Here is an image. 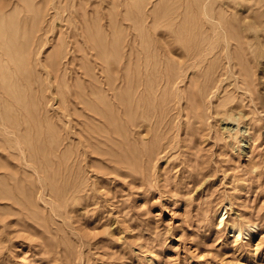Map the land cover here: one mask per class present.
I'll return each mask as SVG.
<instances>
[{"label":"rangeland","instance_id":"obj_1","mask_svg":"<svg viewBox=\"0 0 264 264\" xmlns=\"http://www.w3.org/2000/svg\"><path fill=\"white\" fill-rule=\"evenodd\" d=\"M3 1L0 264H264V0ZM215 21L243 39L234 73Z\"/></svg>","mask_w":264,"mask_h":264},{"label":"bare ground","instance_id":"obj_2","mask_svg":"<svg viewBox=\"0 0 264 264\" xmlns=\"http://www.w3.org/2000/svg\"><path fill=\"white\" fill-rule=\"evenodd\" d=\"M9 1H11V0H9ZM19 0H16V2H18ZM12 2L13 3H16V2H14V0H12ZM12 2H11V4H12ZM214 2V1H213ZM20 3V2H19ZM198 3V2H197ZM201 3V2H200ZM8 3H6V2H0V18H2L5 14H6V12H7V9L8 8H6V6H8L7 5ZM10 4V3H9ZM17 4V3H16ZM195 4H196V2H195ZM19 5V4H18ZM164 5V4H163ZM162 5V6H163ZM13 6V5H12ZM29 6V5H28ZM168 5H166V7H167ZM171 6V5H170ZM200 6V5H199ZM11 7V6H10ZM9 7V8H10ZM14 7V6H13ZM201 7H202V5H201ZM22 8V7H21ZM162 8V7H161ZM37 9V8H36ZM35 9V10H36ZM163 9V8H162ZM168 9V8H167ZM169 9H170V7H169ZM168 9V10H169ZM31 10V9H30ZM165 10V9H164ZM167 10V11H168ZM202 10V9H201ZM220 10V9H219ZM19 11V10H18ZM25 11V10H24ZM26 11H28L27 9H26ZM171 11V10H170ZM22 12V11H21ZM30 12V11H29ZM38 12H39V10H38ZM139 12V11H138ZM137 12V13H138ZM157 12V11H156ZM198 12V11H197ZM220 12V11H219ZM219 12H218V14H219ZM15 13H16V11H15ZM20 13V12H19ZM24 13V12H23ZM27 13V15H28V12H26ZM33 13V12H32ZM158 14H159V11L157 12ZM157 13L156 14H154L155 16L157 15ZM167 13V12H166ZM170 13V12H169ZM204 13L205 14H208V10H206V7H205V10H204ZM221 13V12H220ZM138 14H140V13H138ZM214 14V13H213ZM212 14V15H213ZM218 14H217V16H218ZM230 14V13H229ZM30 15H31V12H30ZM127 15V14H126ZM211 15V16H212ZM221 15V14H220ZM258 15H259V13H258ZM257 15V16H258ZM138 16V15H137ZM155 16H152V17H155ZM166 17L168 16L167 14L165 15ZM209 16V15H208ZM227 17H228V15H226ZM24 17V16H23ZM38 17H39V15H38ZM230 17H232V15H230ZM25 18V17H24ZM24 18H22L21 20H22V22L24 21ZM30 18H31V16H30ZM132 18V17H131ZM156 18V17H155ZM170 18V17H169ZM169 18H168V20H169ZM172 18V17H171ZM210 18V17H209ZM232 18H234V17H232ZM37 19H39V18H37ZM36 19V20H37ZM140 19V18H139ZM157 19V18H156ZM173 19V18H172ZM217 19V18H216ZM10 20V19H9ZM35 20V21H36ZM142 20V19H141ZM153 20H154V18H153ZM168 20H167V22H168ZM228 20V19H227ZM236 20V19H235ZM234 20V21H235ZM30 21V20H29ZM156 21H158V19L156 20ZM171 21V20H170ZM223 21V20H222ZM232 21V20H231ZM9 22V21H8ZM20 20H18V22H16L17 23V25L14 27V29L13 28H11L12 29V37H10V41H9V44H10V48H9V50H11L12 48H18V50H20L19 51V53H16L17 55H22V53L21 52H25L26 50H24L23 48L24 47H26L27 45H28V41L29 40H31V38H30V36H29V34L28 35H26V36H20L19 37V41H18V45H17V37H18V34H19V28H20V23H22ZM138 22V21H137ZM142 22V24H143V21H141ZM227 22H229V21H227ZM6 23V22H5ZM27 23V22H26ZM25 23V24H26ZM29 23H31V22H29ZM28 23V24H29ZM139 23V22H138ZM156 23V22H155ZM233 23V22H232ZM237 22H235V24H236ZM23 24V23H22ZM141 24V23H140ZM168 24V23H167ZM231 24V23H230ZM1 25V24H0ZM31 25V24H30ZM37 25V24H36ZM91 25V24H90ZM181 25H182V23H181ZM228 24H226V25H224L223 23H221V21L220 22H218V21H215V22H213V23H211V28H209V30H210V32L212 33V30L216 33V34H222V37L224 38V39H226V43L224 44V46H222L221 47V49H227L226 50V53L224 54L225 55V60H226V62L228 63V67H229V69L231 70V72H233L234 73V71L235 70H233L234 69V66L236 65V63L237 64H240V66H241V68H243V50H245V49H243V45H242V43H243V39H241V37L240 38H235L234 36L235 35H231V37H234V40H236V47L234 46V48H236V50L234 51V52H231L230 51V49H229V40H228V35H230V33H232L231 31H233V29H231L229 26H227ZM25 26H27V25H25ZM29 26V25H28ZM142 26V25H141ZM5 27H6V25H5ZM22 27V26H21ZM35 27V26H34ZM97 27H99V25H97ZM146 27V26H145ZM144 27V29H146ZM170 27V26H169ZM178 27H179V25H178ZM185 27H186V25H185ZM189 27V26H188ZM199 27V26H198ZM231 27H232V25H231ZM30 28V27H29ZM28 28V29H29ZM86 28V27H85ZM90 28V27H89ZM183 28H184V26H183ZM187 28V27H186ZM238 28V27H237ZM244 28V27H243ZM243 28H241V29H238V31L236 30V32H238L239 34L237 35V36H239L240 35V33L241 32H243ZM21 29H23V28H21ZM25 29H26V27H25ZM32 29V28H31ZM35 29V28H34ZM88 29V28H87ZM91 29V28H90ZM177 29V28H176ZM194 29V28H193ZM218 29V30H217ZM245 29V28H244ZM6 30H7V28H6ZM84 30H86V29H84ZM179 30V29H178ZM191 30V29H190ZM194 30H196V27H195V29ZM9 31V30H8ZM145 31V30H144ZM182 31V30H181ZM186 31H188V30H186ZM11 32V31H10ZM25 32V31H24ZM31 32H33V31H31ZM87 32V31H86ZM184 32V31H183ZM235 32V31H234ZM6 33H8V32H6L5 31V28L2 26V28L0 29V36L4 39V44H5V39L8 37V35L6 34ZM21 33V32H20ZM27 33V32H26ZM91 33V32H90ZM94 33V32H93ZM148 33V32H147ZM146 33V34H147ZM181 33V32H180ZM185 33V32H184ZM184 33H182V38H180V40L181 41H183V47H184V50L183 49H181L183 52L184 51H188V48L189 49H192V52H196V50H194L195 49V47H192V46H194L198 41H197V38H196V33H186V34H188V37L187 36H185V35H183ZM31 34V33H30ZM34 34H35V31H34ZM87 34V37L89 36L88 35V33H86ZM86 34H85V37H86ZM98 34V33H97ZM199 34V33H198ZM21 35V34H20ZM145 35V34H144ZM148 35V34H147ZM179 35H181V34H179ZM146 36V35H145ZM144 36V38H146ZM243 36V35H242ZM34 37V36H33ZM94 37H96V36H93V38ZM100 37V36H99ZM107 37V36H106ZM89 38V37H88ZM97 38V37H96ZM95 38V39H96ZM143 38V39H144ZM243 38V37H242ZM8 39L9 38H7L6 40H7V42H8ZM90 39V38H89ZM88 39V40H89ZM93 40V41H96V40ZM150 39V38H149ZM148 39V40H149ZM102 40V39H101ZM179 40V41H180ZM200 40V39H199ZM241 40V41H240ZM32 41V40H31ZM91 41V40H90ZM151 41V40H150ZM98 42H99V40H98ZM98 42L96 41V44L98 45ZM102 42V41H101ZM215 42V41H214ZM91 43H92V41H91ZM107 43V42H106ZM231 43H232V41H231ZM3 44V45H4ZM181 44V43H180ZM212 44H214V43H212ZM233 44H234V42H233ZM1 45V44H0ZM85 45V44H84ZM84 45L82 44V46H83V49H84ZM94 45H95V43H94ZM114 45V44H113ZM5 46L6 45H4V46H2V48H3V50H5L6 52H8V54L9 55H12L11 54V52H9L6 48H5ZM31 46V45H30ZM29 46V47H30ZM105 46V45H104ZM108 46V45H107ZM154 46V45H153ZM190 46V47H189ZM7 47V46H6ZM9 47V46H8ZM101 47V46H100ZM115 49L117 48L115 45L113 46ZM211 47V46H210ZM216 46L214 45L212 48H215ZM5 48V49H4ZM21 48L23 49V50H21ZM91 48V47H90ZM106 48V47H105ZM110 48H112V47H108L107 48V50L109 49L110 50ZM181 48H182V45H181ZM198 48V47H197ZM220 48V47H219ZM86 49V48H85ZM99 49V48H98ZM113 49V48H112ZM111 49V50H112ZM206 49V47H203L201 50H198V52H196V53H194V55L192 54V56L191 57H187L188 59H189V61L191 62L192 61V63L193 62H195V61H200L199 62V64L201 63V60H200V55H201V53H202V51H204ZM60 50V49H59ZM96 51H97V48H96ZM113 51V50H112ZM117 51H119L118 50V48H117ZM222 51V50H221ZM221 51H220V53H221ZM4 52V51H3ZM98 52V51H97ZM96 52V53H97ZM137 52V51H136ZM182 52V53H183ZM189 52V51H188ZM188 52H186V56H188L187 54H188ZM191 52V51H190ZM216 52V51H215ZM248 52V51H247ZM27 53V52H26ZM58 53V52H57ZM56 53V54H57ZM105 53V52H104ZM112 53V52H111ZM139 53V52H138ZM142 53V52H141ZM144 53V52H143ZM142 53V54H143ZM110 54V53H109ZM147 54V53H146ZM223 54V53H222ZM95 55H97V54H95ZM98 55H100V54H98ZM106 56H108L107 55V53L105 54ZM112 55H113V53H112ZM117 55V54H116ZM123 55V54H122ZM153 55V54H152ZM184 55H185V53H184ZM184 55H182L181 54V57L183 56L184 57ZM213 55V54H212ZM215 55V54H214ZM28 56H30L29 54H28ZM27 56V58H29ZM58 56V55H57ZM57 56H56V58L55 59H57ZM143 57H144V55H142ZM185 56V57H186ZM222 56V55H221ZM244 56H246V55H244ZM256 57H257V55H255ZM96 57H98V56H96ZM125 57V56H124ZM209 57V56H208ZM215 57V56H214ZM5 58V57H4ZM13 58V57H12ZM23 58V57H22ZM105 58V57H104ZM131 58V57H130ZM211 58V57H210ZM232 58H236V61H233L232 60ZM248 58V57H247ZM258 58V57H257ZM2 59V58H1ZM8 59V58H7ZM98 59H100L101 60V57L100 58H98ZM113 59V58H112ZM115 59V58H114ZM141 59V58H140ZM208 59V58H207ZM251 59V58H250ZM256 59V58H255ZM254 59V60H255ZM9 60H11V58L9 59ZM22 60V59H21ZM54 60V59H53ZM110 60V58L108 59V61ZM143 60V59H142ZM213 60H215V58L213 59ZM218 60V59H217ZM55 61H57V60H55ZM105 61V60H104ZM103 61V62H104ZM129 61V60H128ZM135 61V60H134ZM210 61H212V60H210ZM224 61V60H223ZM257 61V60H256ZM88 62V61H87ZM107 62V61H106ZM245 62H246V60H245ZM249 62H251V61H249ZM17 63H19V62H17ZM21 63H22V61H21ZM52 63V62H51ZM94 63V62H93ZM113 63V62H112ZM137 63V62H136ZM143 63V62H142ZM151 63V62H150ZM185 63H187V61H183V64H185ZM206 62H204V64H205ZM218 63H219V61H218ZM223 63V62H222ZM246 63H248V62H246ZM53 64V63H52ZM131 64V63H130ZM208 64V63H207ZM14 65V64H13ZM30 65V64H29ZM95 65V64H94ZM114 65V64H113ZM138 65V64H137ZM215 65V64H214ZM248 65V64H247ZM14 66H17L16 64L14 65ZM24 66V65H23ZM23 66H22V68H23ZM50 66V65H49ZM85 66H86V64H85ZM129 66V65H128ZM207 66V65H206ZM252 66V65H251ZM18 67V66H17ZM28 67V66H27ZM87 67V66H86ZM114 67V66H113ZM115 68V67H114ZM126 68V67H125ZM208 68V67H207ZM209 68H210V66H209ZM213 68V67H212ZM222 68V67H221ZM2 69V68H1ZM28 69H29V67H28ZM86 69H88V68H86ZM171 68H169V70H170ZM203 69V68H202ZM220 69V68H219ZM219 69H218V72H219ZM226 69H227V66H226ZM238 69V68H237ZM246 69V68H245ZM117 70H118V68H117ZM121 70V69H120ZM127 70H129V69H127ZM136 70V69H135ZM210 70V69H209ZM213 70H215V68L213 69ZM216 70H217V68H216ZM242 70V69H241ZM244 70V69H243ZM242 70V71H243ZM30 71V70H29ZM110 71V70H109ZM114 71V70H113ZM113 71H110V72H113ZM131 71V70H130ZM211 71H212V69H211ZM210 71V72H211ZM136 72V71H135ZM138 72V71H137ZM200 72H202V71H200ZM203 72H205V70L203 71ZM214 72V71H213ZM230 72V71H229ZM247 72V71H246ZM116 73V72H115ZM139 73V72H138ZM137 73V74H138ZM165 74H166V72H164ZM174 73V72H173ZM196 73V72H195ZM214 73H216V71L214 72ZM16 74V73H15ZM33 74V73H32ZM113 74V73H112ZM128 74H129V72H128ZM131 74H132V72H131ZM140 74V76L142 75L141 73H139ZM145 74V73H144ZM144 74H143V76H144ZM178 74V73H177ZM213 74V73H212ZM1 75V74H0ZM92 75V74H91ZM90 75V76H91ZM114 75H116V74H114ZM113 75V76H114ZM120 75V74H119ZM169 75V74H168ZM208 75H210L209 73H208ZM216 75V74H215ZM218 75V74H217ZM219 75H220V73H219ZM234 75V74H233ZM246 75V74H245ZM26 76V75H25ZM28 76H30V74L28 75ZM93 76V75H92ZM112 76V75H111ZM121 77H119V79L121 80V78H122V76L123 75H120ZM129 76V75H128ZM131 76V75H130ZM135 76H136V74H135ZM139 76V77H140ZM172 76V75H171ZM201 76V75H200ZM249 76V75H248ZM248 76H247V78H248ZM20 77V76H19ZM24 77V76H23ZM31 77V76H30ZM117 77V76H116ZM116 77H115V79H116ZM132 77H133V75H132ZM137 77V76H136ZM145 77H146V75H145ZM173 77V76H172ZM210 77V76H209ZM127 78V77H126ZM126 78H124V79H126ZM130 78V77H129ZM205 78H206V76H205ZM211 78H212V76H211ZM225 78V77H224ZM29 79V78H28ZM31 79V78H30ZM89 79V78H88ZM137 79H138V77H137ZM145 79V78H144ZM210 79V78H209ZM232 79V78H231ZM237 79V78H236ZM92 80V79H91ZM109 80V79H108ZM107 80V81H108ZM117 80V79H116ZM119 80V81H120ZM136 80V79H135ZM139 80V79H138ZM153 80V79H152ZM195 80V79H194ZM230 80V79H229ZM241 81V83H243V77H240V78H238L237 79V81ZM251 80H253V79H251ZM33 81V80H32ZM134 81V80H133ZM210 81V80H209ZM230 81H232V80H230ZM135 82H137V81H135ZM141 82V81H140ZM143 82H144V80H143ZM212 82V81H211ZM246 82V81H245ZM8 83V82H7ZM32 83V82H31ZM35 83V82H34ZM91 83V82H90ZM92 83H93V81H92ZM111 83V82H110ZM132 83V82H131ZM194 83V82H193ZM203 83V82H202ZM3 84V83H2ZM136 84V83H135ZM208 84V83H207ZM210 84V83H209ZM225 84V83H224ZM223 84V85H224ZM231 84V83H230ZM18 85H19V82H18ZM92 84H90V86H91ZM95 85H96V82H95ZM109 85V84H108ZM112 85H114V83L112 84ZM134 85V84H133ZM140 85H141V83H140ZM200 85V84H199ZM212 85V84H211ZM83 86L85 87V85L83 84ZM110 86V85H109ZM118 86V85H117ZM135 86H138V85H135ZM146 86H147V84H146ZM153 86H155V83H154V85ZM192 87V85H191V83H190V85H189V87ZM248 86V85H247ZM111 87V86H110ZM121 87H123V86H121ZM195 87H198V85H195ZM5 88V87H4ZM90 88V87H89ZM112 88V87H111ZM120 88V87H119ZM126 88H128L127 86H126ZM126 88H124V89H126ZM135 88V87H134ZM221 88V87H220ZM223 88V87H222ZM221 88V89H222ZM3 89V88H2ZM96 89V88H95ZM99 89V88H98ZM113 89V88H112ZM148 89V88H147ZM195 89V88H194ZM194 89H192V92L190 91L189 93H190V95H189V98L191 99V102H190V108L192 109V111H195L196 110V112H197V109H199V104H200V101H201V99L200 98H198L199 97V94L200 93H198L199 91H200V88L198 87V90L197 91H194ZM225 89V88H224ZM15 90V89H14ZM80 90H83L82 88L80 89ZM85 90H86V88H85ZM88 90V89H87ZM99 90H101V89H99ZM144 90V89H143ZM228 90H230V89H228ZM240 90V89H239ZM238 90V91H239ZM34 91V90H33ZM76 91H79V90H76ZM98 90L96 89V92H97ZM103 91V90H102ZM119 91V90H118ZM150 91V90H149ZM209 91V90H208ZM5 92V91H4ZM7 92H9V91H7ZM81 91H79V92H76L77 94L79 93V94H81L80 93ZM90 92V91H89ZM99 92V91H98ZM113 93H114V91H112ZM123 92V91H122ZM146 92V91H145ZM234 92V91H233ZM242 92V91H241ZM250 92V91H249ZM85 93V91L82 93V95ZM132 93V92H131ZM226 93V92H225ZM231 93V92H230ZM33 94V93H32ZM88 94V93H87ZM108 94V93H107ZM126 94V93H125ZM143 94V93H142ZM149 94V93H148ZM233 94V93H232ZM3 95V94H2ZM8 95V94H7ZM19 95V94H18ZM34 95V94H33ZM92 95H93V93H92ZM104 95V94H103ZM130 95V94H129ZM207 95V94H206ZM236 95H237V93H236ZM9 96V95H8ZM13 96V95H12ZM79 96V95H78ZM126 96V95H125ZM147 96V95H146ZM219 96H222V95H219ZM234 96V95H233ZM1 97V96H0ZM10 97V96H9ZM34 97H35V95H34ZM77 97V96H76ZM80 97V96H79ZM87 97H88V95H87ZM87 97H86V99H87ZM92 97V96H91ZM106 97V96H105ZM121 97V96H120ZM188 97V96H187ZM81 98H82V96H81ZM84 98H85V96H84ZM118 98H119V94H118ZM123 98V97H122ZM133 98V97H132ZM240 98V97H239ZM83 99V98H82ZM92 99V98H91ZM95 99V98H94ZM94 99H92V100H94ZM98 99V98H97ZM105 99V98H104ZM127 99V98H126ZM134 99V98H133ZM152 99V98H151ZM221 99H222V97H221ZM1 100V99H0ZM7 100H8V98H7ZM109 100V99H108ZM130 100V99H129ZM128 100V101H129ZM5 101V100H4ZM112 101V100H111ZM139 101V100H138ZM1 102V101H0ZM32 102V101H31ZM83 102V101H82ZM94 102H95V100H94ZM228 101H224V104L225 103H227ZM11 103V102H10ZM13 103V102H12ZM18 103V102H17ZM16 103V104H17ZM91 103V102H90ZM96 103V102H95ZM102 103V102H101ZM6 104V103H5ZM104 104V103H103ZM107 104V103H106ZM231 104V103H230ZM240 104V103H239ZM7 105V104H6ZM13 105V104H12ZM23 105V104H22ZM4 106V105H3ZM11 106V105H10ZM14 106V105H13ZM84 106H85V104H84ZM91 107V106H90ZM121 107H123V106H121ZM127 107H128V105H127ZM186 107V106H185ZM188 107V106H187ZM236 107V106H235ZM112 108V107H111ZM123 109V108H122ZM124 109H127L126 107H124ZM215 109H217V108H215ZM230 109H231V107H230ZM237 109V108H236ZM4 110H5V107H4ZM12 110V109H11ZM17 110H18V108H17ZM97 110V109H96ZM133 109L131 108V111H132ZM225 110V109H224ZM230 111L229 110V108L227 109L226 108V111ZM238 110H240V109H237L236 111L238 112ZM98 111V110H97ZM103 111H104V109H103ZM135 111V110H134ZM216 111V110H215ZM227 111V112H228ZM234 111V110H233ZM10 112V111H9ZM17 112V111H16ZM99 112V111H98ZM127 112V111H126ZM195 112V113H196ZM218 112V111H217ZM216 112V113H217ZM222 112H223V110H222ZM19 113V112H18ZM25 114L27 113V112H24ZM102 113V112H101ZM105 113V112H104ZM114 113V112H113ZM129 113V112H128ZM133 113V112H132ZM100 114V113H99ZM193 114V113H192ZM235 114V112H233V113H231V112H229V113H226V119H229L230 120V122L232 121V123H235L234 121L235 120H237V119H239L240 118V116L243 114L242 112L240 113V116H239V118H237V116H235L234 115ZM22 115V114H21ZM27 115V114H26ZM128 115V114H127ZM191 115V114H190ZM224 115V114H223ZM197 116V115H196ZM22 117V116H21ZM242 117V116H241ZM24 119V118H23ZM22 119V120H23ZM18 120V119H17ZM16 120V121H17ZM26 120V119H25ZM198 121H199V119H197ZM224 120V119H223ZM4 121V120H3ZM238 121H240V120H238ZM237 121V122H238ZM19 122V121H18ZM238 124H239V122H238ZM238 127V126H237ZM223 128L225 129V128H227L228 129V127L227 126H223ZM230 129V128H229ZM228 129V130H229ZM192 130V129H191ZM194 130H195V126H194ZM197 130V129H196ZM193 131V130H192ZM237 131V130H236ZM106 133H107V131H106ZM193 133V132H192ZM195 133V132H194ZM238 133V132H237ZM103 134V133H102ZM196 134V133H195ZM236 134V133H235ZM45 147V146H44ZM37 156V155H36ZM43 160V159H42ZM224 217H225V215H224V213H221L220 214V217H219V222L220 223H223L224 222ZM249 227L250 228H252L253 226L252 225H249ZM231 228V227H230ZM230 230H232V231H234V232H236V233H238V235L240 234V230L239 229H237L236 227H232Z\"/></svg>","mask_w":264,"mask_h":264}]
</instances>
